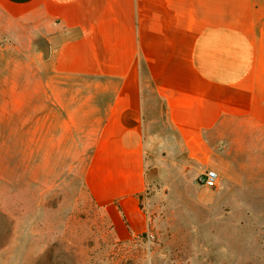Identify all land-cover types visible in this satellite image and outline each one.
<instances>
[{"label":"crops","instance_id":"crops-1","mask_svg":"<svg viewBox=\"0 0 264 264\" xmlns=\"http://www.w3.org/2000/svg\"><path fill=\"white\" fill-rule=\"evenodd\" d=\"M13 24L35 30L55 74L116 83L84 181L120 240L149 226L150 98L192 157L223 149L221 196L226 180L264 196V0H0V33ZM234 201L262 220L263 200Z\"/></svg>","mask_w":264,"mask_h":264},{"label":"rangeland","instance_id":"rangeland-1","mask_svg":"<svg viewBox=\"0 0 264 264\" xmlns=\"http://www.w3.org/2000/svg\"><path fill=\"white\" fill-rule=\"evenodd\" d=\"M45 47L31 28L0 33V264H264V196L227 180L222 196L221 183L201 186L223 149L192 157L155 98L140 195L149 226L120 240L84 181L116 83L55 74ZM235 197L240 209L263 200L262 220Z\"/></svg>","mask_w":264,"mask_h":264},{"label":"built area","instance_id":"built-area-1","mask_svg":"<svg viewBox=\"0 0 264 264\" xmlns=\"http://www.w3.org/2000/svg\"><path fill=\"white\" fill-rule=\"evenodd\" d=\"M198 182L203 187L215 189L219 186L220 174L216 169H206L199 175Z\"/></svg>","mask_w":264,"mask_h":264}]
</instances>
